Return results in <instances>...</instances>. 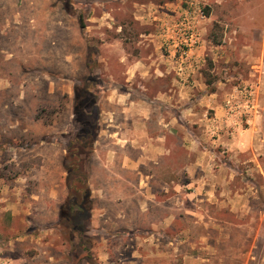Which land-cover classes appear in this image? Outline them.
Here are the masks:
<instances>
[{
  "label": "rangeland",
  "instance_id": "obj_1",
  "mask_svg": "<svg viewBox=\"0 0 264 264\" xmlns=\"http://www.w3.org/2000/svg\"><path fill=\"white\" fill-rule=\"evenodd\" d=\"M143 24L171 41L194 37L158 48L155 60L174 58L169 75L160 66L165 75L132 82L152 108L150 133L175 150L173 173L162 159L124 191L108 127L119 106L107 98L126 89L121 56L150 50L119 48V26ZM86 119L100 127L91 184L110 192L93 193L86 237L71 242L68 143ZM197 161L203 184L175 185ZM0 264H264V0H0Z\"/></svg>",
  "mask_w": 264,
  "mask_h": 264
},
{
  "label": "crops",
  "instance_id": "obj_2",
  "mask_svg": "<svg viewBox=\"0 0 264 264\" xmlns=\"http://www.w3.org/2000/svg\"><path fill=\"white\" fill-rule=\"evenodd\" d=\"M141 18L142 16L140 15L135 16L137 22H139ZM145 26L147 25L143 24L141 26V28L143 29L142 31H140V29L138 28L129 27L127 25L119 26V48L121 46V48L124 50L128 49L125 47H130L131 49H133V47L135 49L139 47L143 50L150 48V50L145 51L144 54L139 53L140 57L137 54L130 52H127L125 55L121 56L119 64L121 65L122 70L121 72H119V80L126 82V86H124L126 89L123 90L121 88L122 91L120 92L115 88L111 91L110 95L107 98L110 103H114L115 105L119 106V123H116L113 120H108V127L112 126L116 129V131L111 133L112 135H109L110 137L116 139V142H114V144L119 147V174L114 175L119 178V185H121V187H125V190L123 189L124 191L129 190L130 187H136V182H139V186L141 185V182H144L143 180H149L150 178L152 179L155 176L156 172L145 173L144 169L149 165L153 166L152 168L154 169H158L157 167L161 166L162 159L164 161V167L167 168V173H173L171 168L172 166L168 163L166 166L165 160L166 158L170 157L175 150L173 148L174 146H166L167 136L164 131L160 135H155L153 134V132L150 133V130L148 129V120L151 117L152 108H150L149 105L144 101L145 99H143L147 98L145 97V92H143L141 89L136 91L132 82L136 79H139V77L144 81L146 79H149V77H156L157 79L160 77V75H165L164 72L158 69L160 66H162L163 69L166 70V75H169L167 74L168 68L172 66L174 58H172V56H169L168 58L163 57V59L155 60L157 55L161 57L160 53H157L159 52L158 48H161V45L163 46L164 43L166 49L170 48L172 50L180 44L186 43L188 41L193 42L194 37L191 36V39H189L188 37L187 39H185L184 36H181L177 39L173 38L174 40L171 41L169 40L171 36H169V34L167 35V32L165 30H158L157 33H154L153 31L145 29ZM189 45H191L192 48H189V50L187 51V56L191 59H187V65L189 66L191 64H195L197 66V63L200 61V59L196 56L189 55H199V51L195 49L196 47H194L193 44ZM123 65H125L126 67L124 68ZM152 70L154 72H152ZM180 77H182L181 79L184 80V74L183 76L182 74H180ZM185 89L188 90L189 87L183 85L180 90L184 92ZM134 97H137V99H135ZM111 113L113 114V111H111ZM158 125H162L161 127H163L164 130L167 127L169 135H179L177 131H174L175 128L172 126V122H166L160 119ZM97 146L98 141H96L95 143L94 156L95 153H97ZM180 146L188 149L187 143H180ZM134 153L136 154L134 155ZM107 166H109V164ZM190 166H186L184 168L186 171L185 175H187V180L183 184L175 185L180 187H189L190 182L188 178L196 179V183L199 187L203 184L204 179H200L196 173V170L199 171L200 163L197 161V165ZM120 171H122V173ZM193 171H195V174L193 173ZM109 172L110 171L108 170L107 173ZM158 175L160 176L161 174ZM134 176L136 177V180L130 181L129 178H133ZM89 183L91 197L94 198L93 193L95 192L100 193L102 197H109L107 194L110 192L108 190L110 189V186L109 188H104L102 186L93 187V185L91 184V180ZM170 183L172 184L173 181H171ZM204 185H206V183ZM114 187L115 189L117 188L115 184ZM162 187L163 191L165 192H168L169 188H171L169 183H163Z\"/></svg>",
  "mask_w": 264,
  "mask_h": 264
},
{
  "label": "trees",
  "instance_id": "obj_3",
  "mask_svg": "<svg viewBox=\"0 0 264 264\" xmlns=\"http://www.w3.org/2000/svg\"><path fill=\"white\" fill-rule=\"evenodd\" d=\"M83 101L84 97L78 94L75 106L77 117L86 113ZM93 125L91 126L89 119L82 120L77 136L68 143L66 165L68 196L61 206V225L72 232L71 242L78 237L81 239L86 237L85 233L89 230L88 221L92 217L93 201L89 183L90 172L87 167L90 161L92 162L95 143L100 133L98 121ZM83 219L86 224L82 223Z\"/></svg>",
  "mask_w": 264,
  "mask_h": 264
}]
</instances>
